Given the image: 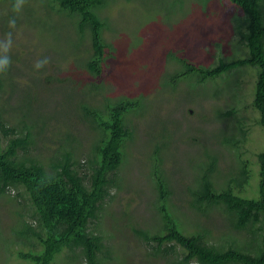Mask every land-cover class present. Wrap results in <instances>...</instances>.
<instances>
[{"label":"rangeland","instance_id":"obj_1","mask_svg":"<svg viewBox=\"0 0 264 264\" xmlns=\"http://www.w3.org/2000/svg\"><path fill=\"white\" fill-rule=\"evenodd\" d=\"M11 3L12 0L0 2V57L6 47L3 38L10 31ZM98 14L106 23L103 38L112 46L111 55L105 60L103 80L97 82L104 86L103 91L90 94L92 86L86 84L96 80L80 63L89 55L90 39L88 34H84L83 42L78 39L76 18L51 11L46 0H26L16 29L11 30V67L6 74L0 72L5 91L0 104L11 108V114L28 125H35L36 131L46 129L33 155L50 169L48 157L55 146L50 140L60 137L65 125L71 126L80 140L75 155L83 164H87L97 138L88 121L68 112L71 91L80 90L76 95L89 92V99L98 107L105 102L104 96L113 100L122 96L142 99L143 106L127 117L134 140L127 143L126 157L115 175L124 178L123 187L110 189L114 196L103 204L100 219L89 226L96 232L111 233L110 247L118 249L114 260L104 264H166L132 231L134 224L143 228L150 225L148 217L153 209L149 211L148 205L156 195L149 173L154 144L164 161L162 167L172 190V209L179 220L189 231L205 228L211 242L224 244L230 233L220 211L203 215L191 209L188 186L208 162L205 152L210 148L220 151L216 185L220 186L230 175L231 167L237 165V151L217 143L218 132L232 131L234 122L218 118L217 111H225L233 104L238 107L237 119L244 118L250 124L240 149L241 158L249 162L252 171L244 193L257 197L256 153L264 149V131L254 123L256 112L250 101L258 67L239 66L228 75L205 83H196L195 78L191 83L181 81L175 88L163 80L180 68L169 53L205 66L215 64L219 58L243 55L246 47L240 44L235 30V18H242L243 14L229 0H107ZM45 57L50 63L37 70L35 62ZM17 192L21 194L16 198ZM9 193L0 197V243L2 238L13 235L18 213H30L32 207L22 187ZM25 219L31 220L28 216ZM176 251L182 254L181 248ZM9 252L0 244V264H21ZM76 252L63 250L54 264H83L69 258Z\"/></svg>","mask_w":264,"mask_h":264},{"label":"trees","instance_id":"obj_2","mask_svg":"<svg viewBox=\"0 0 264 264\" xmlns=\"http://www.w3.org/2000/svg\"><path fill=\"white\" fill-rule=\"evenodd\" d=\"M229 1L243 14L242 18H235V30L246 52L233 56L235 58H219L208 66L169 53L168 56L180 68L167 74L163 83L175 88L181 81L191 83L196 78V83L202 84L228 75L239 66H257L250 106L256 112L254 123L264 131V0ZM46 2L51 11L76 18V31L81 42L84 34L89 35V55L80 63L83 62V67L96 79L86 83L92 86L90 94L103 91L104 86L97 82L103 80L105 60L111 55L112 46L103 38L106 23L98 12L107 0ZM79 91L70 92L68 112L72 111L77 119L88 121L97 135L87 164L76 158V144L80 140L72 132L74 129L65 125L61 136L50 140L55 146L48 157L51 163L47 169L33 155L41 133L46 129L41 127L36 131L35 125H28L12 115L11 108L0 104V197L8 196L13 188L22 187L32 206L30 213L28 210L27 214L18 213L13 235L2 238L0 243L5 251L15 254L21 264H54L63 250L74 253L78 250L69 256L74 262L104 264L114 260V253L118 252L116 247H110L111 233L96 232L89 226L100 219L103 204H108L114 196L110 189L123 187L124 178L115 175L126 157L127 143L134 140V131L129 127L127 117L137 112L143 102L139 97L122 96L113 100L104 96L105 102L98 107L89 99V92L76 95ZM2 94L5 91L0 78V102ZM237 112L238 107L233 104L225 111H217L218 118L234 121L232 131L218 132L217 143L237 151V165L231 167L230 175L220 186L216 185L220 151L210 148L205 152L208 162L188 186L191 209L204 215L211 210L220 211L230 233L224 244L211 242L205 228L189 231L179 220L172 209V190L162 167L163 158L155 144L152 148L153 163L149 173L156 195L148 205L149 211L153 209L148 217L150 225L143 228L134 224L132 231L153 255L165 259L166 264H264V149L256 153L259 170L257 197L248 196L244 187L249 183L252 171L249 162L241 158L240 149L246 126L250 124L244 118L237 119ZM20 194L17 192L15 197ZM27 216L31 220H26ZM121 219L124 221L123 217ZM177 247L182 249V254H178Z\"/></svg>","mask_w":264,"mask_h":264},{"label":"clouds","instance_id":"obj_3","mask_svg":"<svg viewBox=\"0 0 264 264\" xmlns=\"http://www.w3.org/2000/svg\"><path fill=\"white\" fill-rule=\"evenodd\" d=\"M25 3H26V0H12V3H11L12 15L8 19V27L10 31L7 32L5 34V37L3 38V40L5 41L6 47L3 49L4 56L0 57V72H2L3 74H6L8 72L12 64L11 56L9 55L12 49V46H13V32L11 30L16 29L17 17L23 11ZM49 63H50L49 58L45 57L41 60L36 61L34 67L37 70H40L44 68L46 65H48Z\"/></svg>","mask_w":264,"mask_h":264},{"label":"bare ground","instance_id":"obj_4","mask_svg":"<svg viewBox=\"0 0 264 264\" xmlns=\"http://www.w3.org/2000/svg\"><path fill=\"white\" fill-rule=\"evenodd\" d=\"M170 1V0H169ZM51 16V15H50ZM174 16V15H173ZM184 19V18H183ZM108 25V24H107ZM80 27V26H79ZM177 27V26H176ZM109 28V27H108ZM113 28V27H112ZM109 30V29H108ZM124 30V29H123ZM84 32V31H83ZM82 32V33H83ZM106 34V33H105ZM109 35V34H108ZM89 36V35H88ZM112 36V35H111ZM117 37V36H116ZM88 39V38H87ZM126 39V38H125ZM112 40V39H111ZM199 41V40H198ZM128 42V41H127ZM84 44H86V43H84ZM85 47H87L86 45H84ZM116 50V49H115ZM139 50V49H138ZM193 50V49H192ZM105 52V51H104ZM194 52V51H193ZM95 57V56H94ZM55 63V62H54ZM46 70V69H45ZM85 71V70H84ZM110 75V74H109ZM40 77V76H39ZM112 79H113V77H112ZM115 79V78H114ZM49 98V97H48ZM254 98V97H253ZM214 107V106H213ZM197 130V129H196ZM199 139V138H198ZM201 144H204L203 142L201 143ZM157 149V148H156ZM207 150V149H206ZM207 153V152H206ZM153 169H154V167H153ZM156 175H157V173H156ZM172 192V191H171ZM183 208V207H182ZM195 211V210H194ZM204 215V214H203ZM190 240V239H189ZM174 243V242H173ZM179 248V247H178ZM230 259V258H229ZM230 262V261H229ZM233 263V262H232ZM192 264V263H191Z\"/></svg>","mask_w":264,"mask_h":264}]
</instances>
